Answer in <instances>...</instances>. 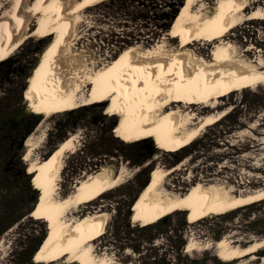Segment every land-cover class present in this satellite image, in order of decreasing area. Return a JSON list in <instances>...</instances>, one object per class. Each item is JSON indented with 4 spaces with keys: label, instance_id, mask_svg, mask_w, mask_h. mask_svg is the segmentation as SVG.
I'll list each match as a JSON object with an SVG mask.
<instances>
[{
    "label": "rangeland",
    "instance_id": "374dc122",
    "mask_svg": "<svg viewBox=\"0 0 264 264\" xmlns=\"http://www.w3.org/2000/svg\"><path fill=\"white\" fill-rule=\"evenodd\" d=\"M31 1L33 0L30 3ZM214 1L216 0H202V3L211 8L215 5ZM182 2L183 0L98 2L81 14L82 20L76 25L64 53L82 54L85 66L95 70L130 45L143 50L163 41L166 48H173L177 41L169 42L166 36L172 21H168V16L173 11L177 13ZM258 7L264 9V0H245V12ZM29 24L25 32L33 29L36 18L29 20ZM225 40L231 43L235 55L242 60L252 63L259 60L264 63V20H243L227 33ZM48 42V39L37 36L25 38L8 58L0 60L6 61L5 69H0L1 229L16 216L32 210L37 201L39 192L33 186L34 174L27 172L28 165L32 161L42 160L65 138L73 136L70 150H66L61 156L53 196L63 199L74 191V185L79 180L97 173L106 172L111 176L122 174L119 185L94 200L71 209L67 214L68 219L105 214L103 233L92 242V249L94 254L110 258L112 264H166L170 239L175 238L171 227L181 216L185 217L187 223L186 244L192 241L194 247L197 246L188 251L184 247L183 252L188 256L185 264H203V261L211 264L213 256L221 260L214 248V242L218 239L225 238L230 245L238 247L247 246L254 241L264 242V199L231 210L229 215L209 214L197 220L190 219L184 210L174 211L167 214L172 222L169 227L155 226L158 220L134 221L132 214L127 219L125 217L129 209L132 213V205H127L135 190L141 182L148 180L149 173L154 168L170 169L158 188L161 194L168 193L170 196L183 194L196 182L204 187L220 188L233 195L264 189V85L235 88L218 97L216 102L209 103L210 105H206L207 102L203 99L197 102L184 100L187 102L185 106L190 107L181 106L183 110L180 112L183 116L189 112L195 118L193 122L207 114L221 111L230 115L206 126L189 146L188 153L172 165V157L168 151L178 149L157 148L151 139L144 141L119 138V117L108 110V102L80 105L50 115L34 113L27 101L29 77ZM202 42L199 41L190 49L196 55H204L209 59L212 47L205 46ZM203 47L204 50L201 51ZM27 112L37 114V122L28 134L30 142L34 144L30 154L27 153L28 146L20 145V140L23 138L25 142L28 135L19 139L15 129H10V123L16 126L18 119L30 122ZM133 142H140L142 147L133 151L129 147ZM24 156L29 158L24 160ZM23 168L28 174L27 178L20 175ZM30 212L2 232L0 257H8L21 249L24 245L19 244V238L36 237L43 230L46 234V222L31 217ZM147 224H150L149 228L140 229ZM218 232L220 235L216 239ZM128 237L134 239L133 243L138 242L137 251L129 244ZM38 250L33 259L35 261L43 260L44 264L74 262L69 256L42 258L38 255ZM263 260L264 245L255 253V259H250L249 256L225 262L262 264ZM181 263L182 260L179 261L178 257L174 259V264Z\"/></svg>",
    "mask_w": 264,
    "mask_h": 264
},
{
    "label": "bare ground",
    "instance_id": "6f19581e",
    "mask_svg": "<svg viewBox=\"0 0 264 264\" xmlns=\"http://www.w3.org/2000/svg\"><path fill=\"white\" fill-rule=\"evenodd\" d=\"M101 1L0 0V60L8 58L25 38L49 40L29 77L27 101L34 113L50 115L80 105L108 102V110L119 117L117 134L122 140L151 139L157 148L180 149L226 113L207 114L193 122L195 118L189 112L185 116L180 112L181 106L187 104L184 100L203 99L210 105L235 88L264 85V63L242 60L225 40L227 33L243 20H264V9L245 12V0H216L211 8L202 0H183L166 35L169 42L177 41L175 47L166 48L163 41L143 50L130 45L94 70L85 66L82 54L64 51L82 20L81 14ZM32 18H36V25L25 32ZM199 41L212 47L209 59L191 51ZM72 141L73 136L65 138L45 158L28 165L27 172L34 174L33 186L39 192L30 216L46 222L38 255L50 259L69 256L77 264H112L110 258L100 257L92 249V242L103 233L105 214L77 219H68L67 214L119 185L122 174L88 176L74 185L71 194L55 198L61 156ZM24 145L28 146L27 153L34 147L29 135ZM26 156L24 160L29 158ZM169 171H150L147 184L132 203L134 221L155 222L178 210L197 220L264 199V189L233 195L197 182L183 194H161L160 182ZM263 243L254 241L238 247L222 238L214 242V248L224 261L249 256L255 259ZM195 247L189 241L185 251Z\"/></svg>",
    "mask_w": 264,
    "mask_h": 264
},
{
    "label": "trees",
    "instance_id": "16d2710c",
    "mask_svg": "<svg viewBox=\"0 0 264 264\" xmlns=\"http://www.w3.org/2000/svg\"><path fill=\"white\" fill-rule=\"evenodd\" d=\"M175 14H176L175 11L170 13L168 16V21H171L173 19V17L175 16ZM5 67H6V61H2V62L0 61V69H5ZM27 115L31 119L30 122L25 121L22 118V119H18L16 126L15 125L13 126L10 123V129H15V132H16L17 136H19V139L27 136L31 132L32 127L35 126V124L37 122V114H34L32 112L31 113L27 112ZM228 115H230V113L224 114L223 117H221L220 119L227 118ZM18 133H20V134H18ZM5 135L6 134H4V136ZM9 141H12V140L9 139ZM195 141H196V139L192 140L189 144L181 147L178 150H173L171 152L168 151V154L171 155V157H172L171 164L174 165L177 162H179L188 153V149L190 148L189 146L192 145ZM129 147L133 151H137L142 147V144H140V142H133V143H131V145H129ZM141 173H144V172H141ZM20 175H21V177H24V178L28 177V174L25 172L24 168L22 170H20ZM146 182H147V180H145L141 183L139 182L140 184L138 185L137 190H135V194H133V196L131 197V199L127 205L128 207L134 201L137 194H139V191H141V189L144 187ZM251 204H247V205H251ZM247 205H245V206H247ZM236 209H238V208H236ZM30 211L31 210H27L25 213H22V214L16 216L15 218H13V220L8 222V224L6 226H4L2 229L0 228V235L2 234V232L5 229H7V227H9V226L13 225L15 222L19 221L25 214H28ZM228 212H225V214ZM229 213H228V215H229ZM129 215H130V210L127 211V213H126V216H125L126 219L128 218ZM157 222L158 223L155 225L157 227H169L172 224L170 217L167 215L160 218ZM186 226H187V223L185 221V217L181 216L177 219V221H175L173 227H171L173 229V231L175 232V234L173 235V236H175V238L170 239V245H169L170 247H169V253H168L169 256L166 259V264H174V259L177 257H178L179 261L182 260L181 264H185L184 261L187 262L188 256H187V254H185V252H183V249H184L185 244H186V241H185L186 240L185 239L186 238V236H185V234H186L185 233V231H186L185 227ZM149 227H150V224H147V225L141 226L140 229H147ZM219 235H220V232L217 233L215 238L217 239L219 237ZM44 236H45V230H43L41 232V234L39 236H36V237H27L26 239L19 238V241H18L19 244H23L24 246H22L21 249L14 251L13 253L9 254L8 257H0V264H44L43 260L42 261H33V259H32L33 254L35 253L37 248L40 246L41 242L43 241ZM169 237H172V236H169ZM133 240L134 239H132L131 237H128L129 244L132 246V248L134 250L137 251L139 244H138V242L133 243L132 242ZM198 260L203 261L202 258H198ZM44 261H47V260H44ZM194 261H195V259H194ZM204 262H206V261H203V264H208V263H204ZM72 264H76V263L73 262ZM186 264H188V263H186ZM211 264H228V263L223 261V260H219L218 258L213 256Z\"/></svg>",
    "mask_w": 264,
    "mask_h": 264
},
{
    "label": "water",
    "instance_id": "95a60500",
    "mask_svg": "<svg viewBox=\"0 0 264 264\" xmlns=\"http://www.w3.org/2000/svg\"><path fill=\"white\" fill-rule=\"evenodd\" d=\"M105 103H106V102H103V104H105ZM145 140H150V139H145ZM145 140H144V141H145ZM22 144H24V139H23V138L20 140V145H22ZM147 181H148V180H147ZM146 184H147V182L145 183V185H146ZM145 185H144V186H145ZM143 188H144V187H143ZM137 196H138V195H137ZM135 199H136V198H135ZM135 199H134V200H135ZM133 202H134V201H133ZM133 202H132V203H133ZM132 203H131V205H132ZM131 205H130V207H131ZM129 210H130V209H129ZM130 215H131V213H130ZM42 242H43V241H42ZM42 242H41V244H42ZM41 244H40V246H41ZM40 246H39V247H40ZM39 247L37 248V250L39 249ZM37 250H36L35 253L33 254L32 259L35 258V254H36ZM33 261H35V260H33Z\"/></svg>",
    "mask_w": 264,
    "mask_h": 264
}]
</instances>
